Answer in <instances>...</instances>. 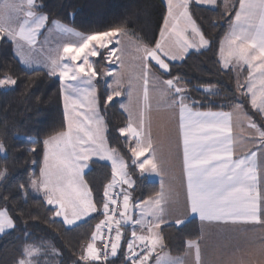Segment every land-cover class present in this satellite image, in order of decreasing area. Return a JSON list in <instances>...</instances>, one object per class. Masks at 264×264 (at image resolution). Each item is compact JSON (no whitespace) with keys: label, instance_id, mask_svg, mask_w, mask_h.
Returning <instances> with one entry per match:
<instances>
[{"label":"snow or ice","instance_id":"obj_1","mask_svg":"<svg viewBox=\"0 0 264 264\" xmlns=\"http://www.w3.org/2000/svg\"><path fill=\"white\" fill-rule=\"evenodd\" d=\"M193 3L218 6L217 0H166L159 39L150 43L130 41L126 55L121 44L123 28L85 35L58 20L52 21L50 34L75 39L46 49L48 40L41 42L39 37L49 17L42 14L39 0H0V41L11 43L24 65L46 68L47 74L57 77L61 84L64 124L42 141V160L38 172L33 171L30 187L42 194L53 215L69 228L100 214L90 242L81 250V264L106 261L109 251L115 257L125 224L133 225L132 239L127 243L129 264H149L154 254L155 264H187L181 257L160 255L157 249L162 251L164 247L161 225L180 226L192 216L202 223L264 228V165L258 160L259 154L264 153V125L253 120L243 102L213 105L220 109L216 111L201 110L203 103L190 95L180 77L162 78L170 72L172 63L183 61L190 51L202 53L212 48L211 40L193 19ZM219 6L224 8L223 15L231 19L217 48V62L225 72L245 73L243 80L237 76L236 89L264 119V0H238V5L222 0ZM93 58L119 65L120 71L103 73L112 77L103 97L97 95L94 81L101 73ZM154 70L160 76L154 75ZM16 83L7 75L0 79V87ZM198 91L209 103L212 97L222 95L211 84ZM121 96L126 98L120 106L127 113V125L119 132L126 138L134 170L142 176L161 177V190L155 198L132 202L129 189L134 188L135 182L128 171L129 162L106 145L107 126L101 110ZM225 107L230 110H223ZM154 111L176 120V147L182 152V172L187 181L182 207L171 186L164 190L162 175L172 153L169 151L165 158L158 150L153 138ZM245 125L253 137H258V141H250L257 150L249 149L237 157L236 132H243ZM157 128L161 142L167 140V125ZM31 151L35 152V147ZM5 152V145L0 142V153ZM94 160L109 162L111 166L110 179L98 200L85 179V170ZM6 173V169L0 170V179ZM15 229L16 221L8 209H0V236ZM105 236L110 242V248L108 244L104 246L107 250L97 247ZM187 247L189 255L194 250L195 264H205L197 240H188ZM49 251L55 250L27 244L16 264H42ZM220 264H264V236L244 256L233 254Z\"/></svg>","mask_w":264,"mask_h":264},{"label":"trees","instance_id":"obj_2","mask_svg":"<svg viewBox=\"0 0 264 264\" xmlns=\"http://www.w3.org/2000/svg\"><path fill=\"white\" fill-rule=\"evenodd\" d=\"M39 3L49 22L58 20L85 35L120 27L127 35L144 43L159 38L166 14L163 0H39ZM220 4L216 8L194 3L190 6L193 19L211 40L212 48L202 53L191 52L182 62L172 63L170 72L162 78L180 77L190 95L203 103L201 110L211 108L216 111L220 109L213 105L243 102L245 111L253 120L258 125H264V119L237 91L236 73L223 71L217 62V48L226 35L228 20L231 19L223 15L224 8ZM103 64L104 60L99 58L96 69L100 70ZM154 72L160 76V72ZM6 75L16 79L17 83L8 90L0 91V142L6 147V152L0 153V170H7L6 176L0 179V209H8L16 221V229L0 236V264H16L27 244L44 245L55 250L42 258V264H81V250L90 242L100 214L67 228L53 215L43 198L30 190L33 171L38 172V164L42 160V141L64 124L61 84L57 77L49 76L44 70L25 68L16 58L13 45L0 41V79ZM209 84L222 93L212 97L211 103L205 100L202 91H198ZM96 85L98 96L103 97L108 91L106 85L99 79ZM101 111L107 126L109 146L129 162L128 171L135 182L130 190L131 200L139 202L155 196L158 184L149 181L131 165L129 146L119 133V129L127 125V116L121 110L119 101L102 107ZM33 147L35 152L31 151ZM110 176L109 165L91 162L85 179L97 200ZM161 235L163 250L181 256L186 251L187 241L198 240L201 231L196 221H189L180 226H165L161 228ZM127 243L126 235L112 264H123Z\"/></svg>","mask_w":264,"mask_h":264},{"label":"rangeland","instance_id":"obj_3","mask_svg":"<svg viewBox=\"0 0 264 264\" xmlns=\"http://www.w3.org/2000/svg\"><path fill=\"white\" fill-rule=\"evenodd\" d=\"M49 25H52V22L48 21V24L46 25L45 29L42 30V34L39 37V39L41 42H43L45 39H47L48 43L45 45V48L46 49H48V48L54 49L59 44L64 43L66 41V38H62V36H60L59 34H56V33L50 34L49 29L51 27ZM66 26H68V25H66ZM68 27H70V26H68ZM70 28H72V27H70ZM67 40H70V39L68 38ZM130 41H138V40H136L135 38H133L127 34L125 35V33L121 34V44L123 45V50L125 51L126 55L128 52H130V48H129ZM112 46H115V45H112ZM38 47H39V45H38ZM13 49H14V47H13ZM14 54H15V51H14ZM119 55H120V53H117V56H119ZM15 56L25 68L30 69V70H35V69L44 70L47 72L46 68H37L35 66L33 68H29L20 61V58L16 54H15ZM93 60L98 61L99 58H93ZM112 60L115 61L116 57H113ZM179 62H182V61H177L174 63H179ZM109 70H114L116 72L120 71L118 63H115V62L114 63H108V62L104 61L103 67L100 70H97L99 73H101V75L97 78H99V80L104 85H106V87H107L108 83L112 82V77H105L103 75V73H105L106 71H109ZM154 75L158 76L155 72H154ZM244 75H245L244 72L236 74V76H239V79H241V80H243ZM12 87L13 86H11V85L0 87V91H5V90H8ZM239 94H240V92H239ZM115 101H119L120 102L119 105H120L121 103L126 102V98L124 96L117 97L113 102H115ZM154 125H153V138H154V140L157 141L158 150L161 151L162 153H164L165 158H167V154L169 151H171V153H172V157L169 159V162L167 163L166 166L172 168L171 171H173L175 168H178L177 165L179 163V160L174 159V154L177 151L175 149V143L173 141V138L170 137L171 134H168L169 138L167 140H163V142H161L163 138L158 137V134H157L158 133V128H157L158 125H155V126ZM121 137L126 140L125 137H123V136H121ZM106 164L110 166L109 162H106ZM110 168H111V166H110ZM165 172L170 173L168 171H165ZM149 179L151 181H154V180L156 181L157 177L156 176H149ZM132 180H133V178H132ZM167 180L169 181V184L172 182V178H167ZM130 190L131 189H129V191ZM135 216H138V210L135 213ZM248 227H249V225H244V230L245 229L248 230ZM199 228H200V225H199ZM127 230L126 231L129 233L124 232V230H122V234H123V237L127 235V241L129 242L132 239L131 232L133 230V226H130ZM241 230H243V228H241V226H234V225H232V226H229V225L209 226V225H207V226H204L203 229L200 228L201 235H202V240L200 243H201V246L203 249V253L201 252V258L205 262V264H220L221 261L226 260L225 259L226 255H228L229 253H232L231 255H233V252H235L238 256H240V254L246 252L247 250L250 251L253 248V246L257 245L260 242V238L262 236H264V229L263 228L258 229V230H254V229L250 228L249 233L244 234V235H242V233L240 232ZM98 245H99V243H98ZM238 248L240 249V251L237 250ZM180 257H182V256H180ZM182 258H184V257H182ZM184 260H186V259H184Z\"/></svg>","mask_w":264,"mask_h":264},{"label":"crops","instance_id":"obj_4","mask_svg":"<svg viewBox=\"0 0 264 264\" xmlns=\"http://www.w3.org/2000/svg\"><path fill=\"white\" fill-rule=\"evenodd\" d=\"M163 2H164V4L166 5V0H163ZM222 2V0H217V5L219 4V3H221ZM232 2L233 3H237V5H238V0H232ZM195 4V3H194ZM199 6H202V7H207V8H210L209 6H205V5H199ZM50 27H51V25H49ZM79 32V31H78ZM227 33V32H226ZM60 36H62V35H60ZM62 38H66V40L69 38L70 40H72V39H75L74 37H65V36H62ZM159 39V38H158ZM191 52H195V50H192V51H190V53ZM189 53V54H190ZM236 73V72H235ZM237 74V73H236ZM99 78H97L95 81H94V83L98 80ZM97 95H98V90H97ZM120 103V102H119ZM124 103V102H123ZM120 106V105H119ZM121 107V106H120ZM121 110L124 112V110H123V108H121ZM126 115H127V113L126 112H124ZM153 120H154V123H153V125L155 124V125H160V126H163V125H167V128H168V134H171L170 135V137H172L173 138V141H174V143H175V149H176V153L174 154V159H177V160H179V163H178V168H175L173 171H171L172 170V168H170V167H167V166H165V169H164V172H163V175H162V179H163V183H164V190L165 191H167L168 190V188H169V186H171L172 187V189H173V191H174V193L176 194V197H177V199H178V201H179V204H180V206L182 207L183 206V203H184V201H185V199H186V194H187V181H186V176L183 174V172H182V152L181 151H179L178 149H177V147H176V128H177V125H176V120H175V118L174 117H171V118H167V114L166 113H164V112H153ZM154 125V126H155ZM171 125V126H170ZM251 132H252V130H250V129H247V127H246V125H245V127H244V131L243 132H240L239 130H237V132H236V135L238 136V141H237V145H236V156L237 157H239V156H241V155H243V154H246L247 153V151L249 150V149H252V150H257L256 148H254L253 147V145L250 143V141L251 140H253V139H256L257 141H258V137H253L252 135H251ZM105 136H106V133H105ZM106 145L108 146V147H110L109 146V144H108V142H107V136H106ZM258 160H259V162H261L262 163V165H264V153H261V154H259V156H258ZM95 161V160H94ZM98 162H102V163H106V162H103V161H98ZM90 164H91V162H90ZM90 164H89V167H90ZM89 169V168H88ZM88 169H86L85 170V173L88 171ZM165 171H168V172H170V173H166ZM149 181H151L150 179H149V176H145ZM167 178H172V182L169 184V181L167 180ZM151 182H154V183H157L158 184V188H159V190H158V192L161 190V187H160V184H161V177H157V180L155 181H151ZM30 190L36 195V196H39V197H42V194L41 193H37V192H35V191H33L32 189H31V187H30ZM262 191H264V184H262ZM157 192V193H158ZM156 196V195H155ZM155 196H153V198H155ZM43 198V197H42ZM97 214H99V213H95V214H93V216H90V217H88L87 219H85V220H82V221H79V222H77V224L76 225H74V226H72V227H75V226H77V225H79V224H81V223H83V222H85V221H87V220H89L90 218H92V217H94L95 215H97ZM60 221H62L61 220V218H59V217H57ZM189 221H196L199 225H200V228H202L203 229V227L204 226H207V225H209V226H220V225H229V226H232V224H222V223H211V224H209V223H207V222H201L199 219H198V217H195V216H192V217H189L187 220H186V222H189ZM185 222V223H186ZM63 223V222H62ZM169 225H175V224H168V223H166V224H163V225H161V228H163V227H165V226H169ZM244 225H249V227H248V230L247 229H245L244 230ZM66 226V225H65ZM131 226H133L132 224H131ZM234 226H241V228H243V230H241L240 232L242 233V235H244V234H247V233H249V229L251 228V229H254V230H258V229H261V226L260 225H251V224H236V225H234ZM67 228H69L68 226H66ZM71 227V228H72ZM130 227V226H129ZM129 227H127V228H125V227H123L122 226V229H121V231L122 230H124V232H127L128 230V228ZM136 228H137V231H139V226H136ZM264 229V228H263ZM127 230V231H126ZM161 231V230H160ZM127 233H129V232H127ZM122 239H123V234H122ZM122 239H121V243H122ZM201 240H202V235H201V237L197 240L198 241V243L200 244V246H201ZM97 247L99 248V245H98V242H97ZM238 251H240V249L238 248L237 249ZM118 252V251H117ZM157 252L158 253H160V255H168V256H171V257H173V258H176V257H180V256H175V255H173V254H171V253H169L168 251H165V250H162L161 251V249H157ZM190 252V250L188 249V247L186 248V251H185V253L183 254V255H181L182 257H184L183 259H186L185 261H187V264H195V256H194V250L192 251V254L191 255H189V254H187V253H189ZM201 252L203 253V249H202V246H201ZM246 252H248V250L246 251ZM246 252H244V253H242V254H240V256H244L245 255V253ZM232 253H229L228 255H226V257H225V259L227 260L229 257H231V256H233V255H231ZM233 254H235V255H237L235 252H233ZM238 256V255H237ZM181 257V258H182ZM155 259H156V256H155V254L151 257V259H150V261H149V264H155ZM98 264V263H97Z\"/></svg>","mask_w":264,"mask_h":264},{"label":"built area","instance_id":"obj_5","mask_svg":"<svg viewBox=\"0 0 264 264\" xmlns=\"http://www.w3.org/2000/svg\"><path fill=\"white\" fill-rule=\"evenodd\" d=\"M98 243H99V248H101V249H104V246L106 244H108L109 245V248H110V242H109V239H108L107 236H105L101 241H98ZM104 250H107V249H104ZM128 255H129V253L126 250L123 264H128L129 263V260L127 258ZM116 256L115 257L111 256L110 251H109V255H108L107 260L106 261H102V262H98V264H112L114 262Z\"/></svg>","mask_w":264,"mask_h":264},{"label":"water","instance_id":"obj_6","mask_svg":"<svg viewBox=\"0 0 264 264\" xmlns=\"http://www.w3.org/2000/svg\"><path fill=\"white\" fill-rule=\"evenodd\" d=\"M132 202H134V201H132ZM135 215V214H134ZM129 226H131V224H125V225H123V227H125V228H127V227H129Z\"/></svg>","mask_w":264,"mask_h":264}]
</instances>
